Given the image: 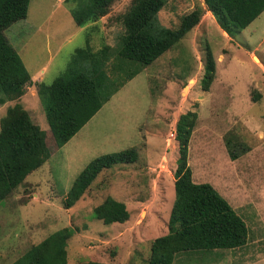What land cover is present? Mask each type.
Returning <instances> with one entry per match:
<instances>
[{
	"label": "rangeland",
	"instance_id": "rangeland-1",
	"mask_svg": "<svg viewBox=\"0 0 264 264\" xmlns=\"http://www.w3.org/2000/svg\"><path fill=\"white\" fill-rule=\"evenodd\" d=\"M129 2L114 0L99 19L77 26L71 16L74 1L28 0L25 17L4 34L28 72L52 58L41 81H30L18 99L0 103V117L7 106L18 103L33 123L50 132L45 86L63 72L75 48L116 47L123 31L120 15ZM194 8L200 9L199 19L183 37L141 67L63 145L56 147L49 139L48 159L0 201V264L13 262L65 226L74 229L66 240V264H146L151 240L167 231L178 156L175 123L186 112L195 114L186 145L191 180L210 184L228 202L244 221L247 238L238 249L176 254L171 264H256L261 259L264 9L231 37L203 0H166L156 18L162 26L175 28ZM207 49L214 71L203 89ZM251 95H257L254 101ZM226 141L246 149L232 159ZM127 147H134V161L101 170L70 207L63 206L72 180L88 161ZM106 196L124 204L125 221L103 224L94 218L93 207Z\"/></svg>",
	"mask_w": 264,
	"mask_h": 264
},
{
	"label": "trees",
	"instance_id": "trees-1",
	"mask_svg": "<svg viewBox=\"0 0 264 264\" xmlns=\"http://www.w3.org/2000/svg\"><path fill=\"white\" fill-rule=\"evenodd\" d=\"M77 26L96 21L106 14L114 0H71ZM166 0H130L120 15L123 27L116 47L102 45L92 50L87 44L75 48L63 72L46 87V106L50 110V132L33 123L18 103L6 107L0 117V201L50 156L47 141L63 145L120 88L176 43L198 21L200 9L183 14L175 28L159 24L156 14ZM217 25L228 36L245 28L264 9V0H203ZM28 0H0V103L18 99L30 77L4 30L25 17ZM81 62L87 68L81 67ZM133 65V67H131ZM214 61L206 50L201 87L212 79ZM257 96V95H256ZM251 95L254 101L255 97ZM194 112L179 115L175 123L178 156L173 171L174 199L165 234L153 238L146 264H171L176 254L217 249L241 248L247 238L242 218L206 182H193L186 161V145L194 122ZM237 144V143H236ZM233 159L246 148L225 143ZM136 159L134 147L100 154L77 173L65 193L63 206L70 207L103 169ZM103 224L121 223L128 217L124 204L106 196L92 209ZM72 227L59 228L9 264H66V240ZM204 251V252H202ZM215 253V252H214ZM78 264H105L87 261Z\"/></svg>",
	"mask_w": 264,
	"mask_h": 264
},
{
	"label": "crops",
	"instance_id": "crops-1",
	"mask_svg": "<svg viewBox=\"0 0 264 264\" xmlns=\"http://www.w3.org/2000/svg\"><path fill=\"white\" fill-rule=\"evenodd\" d=\"M68 38V37H67ZM65 38V39H67ZM64 39V40H65ZM67 41H69L67 39ZM58 49V48H57ZM17 52V51H16ZM18 53V52H17ZM19 55V54H18ZM52 57H50L49 59L43 61L40 65H38V67L34 68L31 72H28L29 74V77H30V80L31 82H36V81H41V78H42V75L44 74L45 72V64H47V62H49V60L51 59ZM21 59V58H20ZM22 61V60H21ZM23 63V61H22ZM25 69H26V66L25 64L23 63ZM27 70V69H26ZM260 256V260L256 263V264H264V254H258Z\"/></svg>",
	"mask_w": 264,
	"mask_h": 264
}]
</instances>
